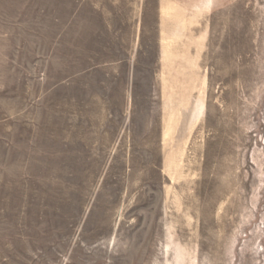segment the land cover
Masks as SVG:
<instances>
[{
  "label": "rangeland",
  "instance_id": "374dc122",
  "mask_svg": "<svg viewBox=\"0 0 264 264\" xmlns=\"http://www.w3.org/2000/svg\"><path fill=\"white\" fill-rule=\"evenodd\" d=\"M0 264H264V0H0Z\"/></svg>",
  "mask_w": 264,
  "mask_h": 264
}]
</instances>
